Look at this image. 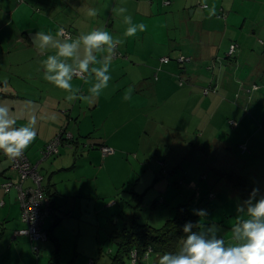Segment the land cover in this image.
Returning a JSON list of instances; mask_svg holds the SVG:
<instances>
[{
    "label": "crops",
    "instance_id": "crops-1",
    "mask_svg": "<svg viewBox=\"0 0 264 264\" xmlns=\"http://www.w3.org/2000/svg\"><path fill=\"white\" fill-rule=\"evenodd\" d=\"M249 1L0 0V105L9 108L16 120V127L26 125L33 115L37 119L36 139L24 153L32 164L37 163L46 144L61 130L78 140L73 149L62 148L53 162L49 159L39 165L43 188L55 212V217L46 223L45 228L46 231L52 229L57 242L56 245L48 240L41 245L39 256L32 252L28 238L15 236L16 232L25 228L21 220L18 193L14 189L5 193L1 186L5 181L17 183L18 178L10 169V161L0 155V264H48L55 256L60 264H107L110 260L104 261L94 251L95 237L100 235L103 228L109 240L113 232L126 226L131 216L128 208L140 196L142 204L139 213L142 206L147 207V203L152 208L160 205L163 199L161 195H164L161 193L168 186L167 193L171 190L170 186L184 190L185 197H181V201L187 204L195 201L190 205L197 210H201L205 205L203 202H207L202 198L215 189L219 188L221 193L230 192V187L223 185L225 178L222 183H218L220 179L214 172L211 177L210 172L201 174L205 176L203 181L198 179L196 182L192 178L186 182L188 174L181 165L167 168L164 158L160 159L157 145L162 138L161 130L155 125L151 112L159 104L160 98L169 103L177 102L176 82L178 84L181 74L188 81V85L181 89L191 88L192 85L202 86L201 89L215 87L217 93L206 96H215L208 103H221L218 109L225 103L224 111L229 115L228 119L236 116L232 107L236 94L238 100L241 95L240 104L245 107V91L249 86L261 83L260 78H256L260 71L256 49L264 48V0H253L260 3L257 9L246 5ZM203 2L209 8L213 4L216 6L215 16L209 18L208 9L201 6ZM117 7L127 8L126 14L132 16L133 23L145 24L146 30L138 31L134 37H124L127 25L123 23L122 17L114 14L113 8ZM88 8L96 9L97 16L88 17ZM168 26L175 27V35L172 30L170 35H166ZM59 28H63L73 38L82 32L103 28L123 41L110 67L108 87L92 104L80 100L71 103L66 101V93L43 79L41 61L46 55L54 54L55 50L49 48L42 54L31 37L38 31L55 36ZM231 45H237L238 48L234 57L229 59L227 55ZM181 56L191 58L192 64L182 67L176 62ZM163 58H169V63H161ZM72 84L73 87H80L85 95L91 86V82L86 83L78 78H73ZM261 85L259 92L263 91V94L258 98H264V83ZM129 90L131 100L126 101L124 94ZM186 91L182 89L179 95L191 101L192 96L188 97ZM254 111L252 107L250 111L247 108L246 114L252 112V116L260 113V106L255 104ZM207 114L205 112L206 125L210 122ZM216 117H212V122ZM238 118L236 128H240L242 123L244 133L235 143L240 152L249 139V152L250 142H253V147L257 144L264 146L263 141L255 140L260 135L264 139V131H259V128L255 131L258 125L253 118ZM218 120L219 117L216 122ZM220 143L223 144V140ZM91 144L110 147L115 150V154L103 159L98 149L86 147ZM204 145H208L207 141ZM126 154L129 155L128 159ZM131 154H134L135 159L130 158ZM152 157L164 163L163 168L168 172V177H163L160 173L163 168L160 169ZM223 158L224 161L227 159V163L235 162L234 159L229 161V157ZM179 168L184 177H178V182L169 185L168 178L171 179ZM215 168L210 165L207 170L213 171ZM31 185L27 181L24 187ZM106 185L107 190L103 192ZM129 186H132L131 192L136 194L132 198L121 195ZM231 192L233 196L238 194L234 187ZM220 210L222 207H215L214 212L219 214ZM101 214L102 222L97 218ZM227 214L219 218L222 228L219 235L227 238L226 241L231 239V227L236 223L223 220L232 216ZM122 216L126 217L123 225L118 222ZM91 233L93 246L81 245L80 240L86 239ZM113 253L110 249L109 254ZM153 259H147L145 264H154Z\"/></svg>",
    "mask_w": 264,
    "mask_h": 264
},
{
    "label": "clouds",
    "instance_id": "clouds-1",
    "mask_svg": "<svg viewBox=\"0 0 264 264\" xmlns=\"http://www.w3.org/2000/svg\"><path fill=\"white\" fill-rule=\"evenodd\" d=\"M201 6L208 9L209 18L216 15L214 4L209 8L203 2ZM113 12L127 25L124 37H134L138 31L146 30L145 24L133 23L132 16L126 14L127 8H113ZM97 14L96 9L86 10L88 17L94 18ZM31 39L42 54L49 48L55 50L41 61L43 79L66 93V101L80 100L88 104L94 103L108 87L112 61L118 46L123 43L103 28L82 32L75 38L65 36L63 28H59L55 36L38 31ZM73 78L91 82L87 95L80 87H73ZM124 100H131L130 90L125 92ZM36 123L33 115L26 125L16 127L9 108L0 105V152L10 159L22 156L36 139ZM236 212L231 243L226 244L219 235L220 225L202 222L209 216L207 209H192L199 221H187L183 225L184 236L178 250L159 255L157 264H264V193L258 186L252 188L247 199L237 204Z\"/></svg>",
    "mask_w": 264,
    "mask_h": 264
},
{
    "label": "rangeland",
    "instance_id": "rangeland-1",
    "mask_svg": "<svg viewBox=\"0 0 264 264\" xmlns=\"http://www.w3.org/2000/svg\"><path fill=\"white\" fill-rule=\"evenodd\" d=\"M246 5H248L250 8L257 9L260 3L257 1L255 2L253 0H250L249 3L246 2ZM254 18L258 21L256 15L254 16ZM171 30L172 33L174 32L173 35H175L176 33L175 27L168 26L166 28L167 36L171 34ZM262 42L264 43V39ZM256 50H258L257 60L258 63H260L259 76H257L256 78L257 79L260 78L259 81L261 83H264V56H263L264 48L261 47ZM240 82L244 83V81L241 79ZM261 83H257V84L261 85ZM241 86L243 85L241 84ZM180 87L181 86H179V84H177L176 82L177 90H175V92L177 91L176 93L177 102L173 101L169 103L168 100L164 101L160 98L159 104L155 106V109L151 112L152 118H154L153 121L155 122V125L161 130L162 138L157 144L160 151V156H161L160 159L164 158L163 160L166 161L167 168H169L168 166H170L171 168L174 167L175 165L177 166L181 165L183 169H186V173L188 174L186 182H188L189 179L192 178H194V180L197 182V180L200 179L201 174L203 173L206 174L207 172H210L209 177H211L214 174L213 172L216 173L221 172L223 174L228 172L229 176L231 175L240 176L241 179L245 181V188L244 189L237 188L236 190V192L238 193L237 195L234 196L232 195L233 194L231 192L233 189V187L231 186L232 184L230 183V181H228V179L227 180L225 179L223 180V185L226 184L228 187H230V192H228L227 190L224 191V193H221V191H219V188L215 189L214 194L216 195V200L213 202H203L205 205L204 207H202V209L206 208L207 211L209 212V216L207 220L203 221L206 224L214 222L218 225H221L219 224L220 222L219 218L220 216H223L226 213H228L227 215H232V216L228 219H223V220L236 221L235 219L237 216L236 206L240 201H243L248 198L252 188L258 186L261 192L264 193V146L262 144H259L258 146L257 144L256 147H253L251 146L253 142H250V152H249V147L247 148L248 142L251 141V139H249L246 145L241 147L242 152H240V150L238 149L235 143L241 139L240 135L244 134L242 132L243 125L241 123V127L237 129L231 127L230 124L231 122H235V123L237 122L236 127H238V121H239L238 117L249 116L253 118L254 123L258 125L257 127H255V131L257 132L258 128L259 131L260 129L264 131L261 126V123L264 119V98H258L261 97L263 91L260 93L259 92L261 90L260 88L258 91H252L248 96H246L245 107L243 108L244 113L242 112L243 106L240 104L241 102L240 100H242V97L240 95V100H238L239 98L237 99V94H236L234 96V101H233L234 106H232L236 112V116H234L233 119H228L229 115H227L226 111H224V107L226 104L223 103L221 109H218L219 107H221V103L209 104L208 101H210V99L215 96H211L210 98L204 96L202 94L203 91V89H201L202 86L192 85L191 88L190 87L182 88L188 90L186 91V93L188 94V97L189 95L192 96L191 101H187L186 100L187 97L181 98L182 94L179 95V93H182L180 92L182 91V89ZM255 104H257V106H260L261 112L258 114H253L251 116L252 112L254 111ZM251 107H252V112L250 115H247L246 114L248 113L247 108H249L250 111ZM216 109L218 110L216 111ZM213 110H215V113H212ZM205 112L208 113L207 119L210 120V122H207V125L204 118ZM213 116H217L214 122H212ZM218 117L219 120L216 122ZM242 120L243 119H241V121ZM234 134L236 135L233 136ZM226 137L227 139L229 138V140H227ZM259 137H260L259 139H255V140H261L263 141L262 143H264V139H262L261 135ZM221 140H223V144L220 143ZM243 140L246 141L247 139H243ZM206 141L208 143L207 146L204 145ZM185 143L187 147L184 146ZM180 149H183L181 153L179 152ZM112 150L114 151V149ZM97 151L101 153L100 150ZM114 154L115 153L109 156H112ZM220 156L229 157V161L231 159H234L235 162L232 161L233 162L232 163L230 161V163H227V159L226 161H224L225 158L221 157L220 159ZM132 157L135 159L134 154L130 155L131 159H133ZM54 158L56 157L50 158L51 162L54 161L53 160ZM126 158L128 159L129 155H127ZM152 158H154L153 162L157 164L158 160H156V157H152ZM158 164L160 165V169H162L164 163L159 161ZM210 165L216 168L213 171L212 169L208 171L207 168ZM183 175L184 174L181 172V169L179 168L177 170V173L172 175L171 179L168 178L167 181L169 185L173 184V182L176 181L178 182L179 180H177V178L178 177L183 178L184 177ZM109 184L110 183H108V185ZM108 185H106L103 188V192L107 190ZM170 187H171L170 192L167 193L169 186L162 191L161 194L164 195H161L163 199L161 201L159 200L160 205H158L157 207L153 206L152 208L150 203L149 204L147 203V205L145 204L147 207L145 206L144 207L142 206L143 208L141 207V212L140 213L138 212V217H137L139 218L140 223L146 222V224H150L153 228H161L168 220L172 219L175 216L176 209L179 205L188 203V202L185 203V201L184 202L181 201L182 200L181 197H185L184 190L181 191L177 190V187L175 186H170ZM131 188L132 186H129L125 193L120 192L121 195L132 198L133 193L131 192ZM194 203L196 202L193 201L190 204L192 205ZM137 206L138 203L135 201V203L128 208L131 215L134 213L135 211L134 209ZM215 207H222V211L220 210L219 214L214 212ZM156 209L158 210L155 211ZM97 218L100 222H102V218H103L102 214L100 215V217ZM159 218L161 219V221L159 220ZM118 219H119L118 222L120 224L122 223L121 225H123L126 217L122 216V218H118ZM113 222H116L115 219H113ZM91 235L92 233L86 239L82 238L80 240V244L87 246L90 244L89 247L91 248L93 246V241H92L93 238L91 237ZM226 240L227 238L225 239V241ZM230 240L231 239H228V241L226 242H229ZM94 243H95L94 251L99 254L97 256L100 257L101 259H104V261L106 260V262H108L107 259L110 260L112 256L109 254L110 249L115 251L116 247L115 245L111 244V242L107 239V236L105 235L103 228L100 231V235H96ZM56 251L57 249H55V252ZM88 264H90V262Z\"/></svg>",
    "mask_w": 264,
    "mask_h": 264
},
{
    "label": "built area",
    "instance_id": "built-area-1",
    "mask_svg": "<svg viewBox=\"0 0 264 264\" xmlns=\"http://www.w3.org/2000/svg\"><path fill=\"white\" fill-rule=\"evenodd\" d=\"M166 5L168 4L166 3ZM65 36L71 35L65 31ZM237 48V45H231L227 56L233 57ZM169 61V58L161 59V63L163 64H167ZM176 62H178L182 67H186L192 63V59L181 56L176 59ZM155 79L157 80V77H155ZM178 84L181 87L188 85V81L183 74L178 76ZM259 89L260 87L258 86H252L245 91V94L248 96L252 91H258ZM216 92L217 90L213 86H208L202 91L204 96L216 94ZM238 98L239 96H237V99ZM230 126L236 128L237 124L235 122H231ZM72 138L73 137L70 133L65 130H61L56 137L44 147L41 153V159L35 164H32L28 160L25 153H23L20 157L10 159L3 152H0V155H3L10 161V169L17 175L18 178L17 183L5 181L1 186L5 193H9L13 189L18 193V200L21 207V220L25 225V228L16 232L15 236L28 238L31 242V250L36 256H39L41 253V245L48 241L47 233L45 231V223L49 219L53 218L55 214L51 200L42 185L43 177L39 171V165L52 157L58 156L61 147H63V145H69L68 142L73 140ZM100 150L102 157H107L114 153V151L109 147H101ZM27 181H30L32 185L24 187V184ZM210 197L211 199L213 198L212 195ZM133 254L131 256L132 262L135 260L136 264V253L134 252Z\"/></svg>",
    "mask_w": 264,
    "mask_h": 264
},
{
    "label": "trees",
    "instance_id": "trees-1",
    "mask_svg": "<svg viewBox=\"0 0 264 264\" xmlns=\"http://www.w3.org/2000/svg\"><path fill=\"white\" fill-rule=\"evenodd\" d=\"M228 58L232 59V57H228ZM252 86H258L262 88V85H258L257 83L249 86L248 88H251ZM261 126L262 129L264 130V119L261 123ZM72 139L73 140L68 142L69 145L67 146L63 145V148L66 147L73 149V147L76 146V143H78V140H75L74 137ZM84 141L85 140H83L82 142ZM84 144H87V142H85ZM86 147L94 150L96 149L100 150L101 147H107V146L91 144V146L86 145ZM102 158L105 159L106 157H102ZM214 173L217 174L218 178L220 179L218 183H222L223 182L222 180L225 178L226 180L228 179V181H230V183L232 184L231 186H233L236 190L237 188L238 189L245 188V181L242 180L240 176L237 175L229 176L228 172L224 174L221 172L219 173L214 172ZM161 174L163 175L164 178L168 177V172L164 168L162 169ZM203 179H205V176L204 175L200 176V180L203 181ZM133 195L136 196V194ZM211 195L213 196L212 199L210 197ZM203 198L207 202H213L216 200V195L214 194V192H210ZM137 203L138 206L134 209L135 210L134 213L130 216V218L127 219V225L124 226L122 229L113 232L109 237V241L111 242V244L115 245L116 247L114 253L111 256L110 264H127V263L132 264L131 256L134 252L136 253V257H137L136 264H145L146 260L151 257L154 258L153 259L154 264H157L159 255H162L165 252L174 253L178 250L180 246L181 237L184 236V233L182 231L183 225L187 221H192L193 223H195L200 219L199 217L193 215L192 213L193 208L189 204L188 205L181 204L177 207L176 214L172 219L168 220L161 228H153L152 226H149L147 224H142L138 221L137 218L138 212L140 210V205L142 204L141 196L138 198ZM54 217L55 214L53 218ZM52 232H53L52 229L46 231L48 240L52 241L57 245L56 239L53 237ZM48 264H60V262L59 259L55 256L49 260Z\"/></svg>",
    "mask_w": 264,
    "mask_h": 264
}]
</instances>
